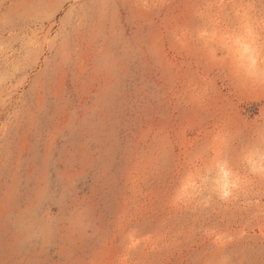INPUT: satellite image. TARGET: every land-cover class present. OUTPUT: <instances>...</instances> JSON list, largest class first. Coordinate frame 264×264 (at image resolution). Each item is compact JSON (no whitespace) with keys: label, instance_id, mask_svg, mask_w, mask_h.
<instances>
[{"label":"rangeland","instance_id":"rangeland-1","mask_svg":"<svg viewBox=\"0 0 264 264\" xmlns=\"http://www.w3.org/2000/svg\"><path fill=\"white\" fill-rule=\"evenodd\" d=\"M248 27L264 0H0V264H264L259 155L178 183L215 137L264 142Z\"/></svg>","mask_w":264,"mask_h":264},{"label":"snow or ice","instance_id":"snow-or-ice-1","mask_svg":"<svg viewBox=\"0 0 264 264\" xmlns=\"http://www.w3.org/2000/svg\"><path fill=\"white\" fill-rule=\"evenodd\" d=\"M233 39L238 46L237 58L234 59L232 66L235 74L241 78L256 77L264 81V29L257 33L248 27L242 37ZM217 44L222 49L232 50L231 40L217 38L213 33L209 46L217 47ZM255 155H259V178L264 182V142L259 147L252 146L241 158L229 154L225 141L215 137L204 149L193 153L178 177V183L182 184L185 190L196 188L202 181L209 180L215 175V182L223 183L225 189L229 186H247L253 178L241 170L240 162L242 160L246 166L250 165L255 172L257 171L253 159ZM225 194L227 195V192Z\"/></svg>","mask_w":264,"mask_h":264},{"label":"bare ground","instance_id":"bare-ground-1","mask_svg":"<svg viewBox=\"0 0 264 264\" xmlns=\"http://www.w3.org/2000/svg\"><path fill=\"white\" fill-rule=\"evenodd\" d=\"M233 38V37H232ZM234 42H235V40H234ZM234 54L236 55V57H237V51H238V46H237V44H234Z\"/></svg>","mask_w":264,"mask_h":264}]
</instances>
